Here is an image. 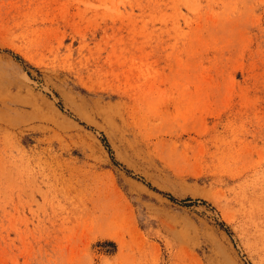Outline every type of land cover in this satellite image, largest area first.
<instances>
[{"label":"rangeland","instance_id":"obj_1","mask_svg":"<svg viewBox=\"0 0 264 264\" xmlns=\"http://www.w3.org/2000/svg\"><path fill=\"white\" fill-rule=\"evenodd\" d=\"M0 264H264V0H0Z\"/></svg>","mask_w":264,"mask_h":264}]
</instances>
